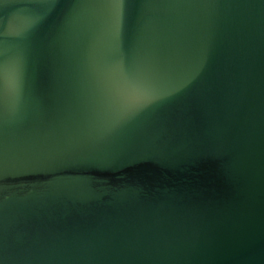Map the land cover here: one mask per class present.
Listing matches in <instances>:
<instances>
[{
    "label": "water",
    "instance_id": "95a60500",
    "mask_svg": "<svg viewBox=\"0 0 264 264\" xmlns=\"http://www.w3.org/2000/svg\"><path fill=\"white\" fill-rule=\"evenodd\" d=\"M0 264H264V0H0Z\"/></svg>",
    "mask_w": 264,
    "mask_h": 264
}]
</instances>
